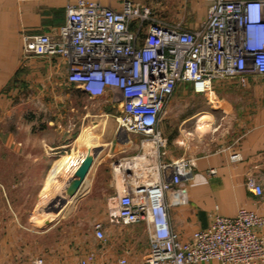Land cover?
<instances>
[{
	"label": "crops",
	"instance_id": "1",
	"mask_svg": "<svg viewBox=\"0 0 264 264\" xmlns=\"http://www.w3.org/2000/svg\"><path fill=\"white\" fill-rule=\"evenodd\" d=\"M76 1L0 0V264H30L38 255L51 263L73 264L87 250L95 249L92 226L91 233L84 236L78 219L70 225L73 232L66 239L50 235L59 231L60 224L34 221V210L52 169L65 155L76 152L92 156L85 176L88 187L78 197L76 217L90 215L94 209L98 218L92 224L96 220L103 223L107 242L99 252L100 262L123 255L128 264L143 263L148 250L144 223L130 225L144 231V245L136 248L137 234L130 232L129 226L106 220L107 199L117 191L158 181L164 177L161 165L180 157L195 162L190 178L181 184L185 201L170 210L171 224L183 238L207 226L216 214L232 216L246 208L264 215V201L245 186L250 176L264 185V99L250 96L217 99L215 103L168 99L165 113L172 112L167 117L170 123L164 124L163 114L158 123L166 139L164 148L142 142L141 135L124 133L115 119L118 102L108 95L89 98L67 82L63 58L25 57L22 53L23 34L55 33L65 22L67 3ZM88 1L121 10L124 0ZM132 1L150 5L164 22L194 28L205 20L212 0ZM250 78L243 87L234 82L229 87L231 80L214 82L212 87H236L241 94L255 97L262 87ZM187 92L181 86V93ZM84 95L88 99H83ZM88 104L97 107L87 109ZM88 116L94 132L85 124ZM84 128L94 136V142L79 139ZM209 168L215 169L213 175L207 174ZM104 175L107 181L103 184ZM100 184L105 188H100L99 207L95 208L94 194ZM192 264L220 263L212 259Z\"/></svg>",
	"mask_w": 264,
	"mask_h": 264
},
{
	"label": "built area",
	"instance_id": "2",
	"mask_svg": "<svg viewBox=\"0 0 264 264\" xmlns=\"http://www.w3.org/2000/svg\"><path fill=\"white\" fill-rule=\"evenodd\" d=\"M22 53L63 58L67 82L89 98L108 95L118 102L115 119L120 130L164 148L158 123L180 83L191 82L213 98L215 80L230 79L243 87L250 77L264 78V0H212L205 20L194 28L164 22L150 5L132 0H124L121 10L77 0L67 3L65 22L55 33L23 34ZM194 166L191 158L180 157L161 165L164 177L158 181L115 192L107 199L106 220L119 226L144 223L148 250L142 264L212 259L220 264H264V215L252 210L216 214L187 239L173 228L170 210L185 201L181 184ZM214 173V168L207 170L208 175ZM245 186L264 201V185L254 177H247ZM92 229L99 248L87 250L73 264H128L123 255L101 263L103 223L94 221ZM30 264L67 263H51L38 255Z\"/></svg>",
	"mask_w": 264,
	"mask_h": 264
},
{
	"label": "rangeland",
	"instance_id": "3",
	"mask_svg": "<svg viewBox=\"0 0 264 264\" xmlns=\"http://www.w3.org/2000/svg\"><path fill=\"white\" fill-rule=\"evenodd\" d=\"M156 1H158V0H156ZM161 1H165V0H161ZM228 80H230V79H218V80H215L214 82L215 83H222V81H228ZM250 80L255 81V84L260 86V88L262 87V92L257 94V96H255V97L253 96V94H251V95H249L247 93L241 94V91H238L239 89H237L236 87L231 88V89L230 88H220V89H215V90L212 87L213 98H215V99H250L249 97L251 96L252 98H255V99L256 98L264 99V90H263L264 78L251 77ZM231 81H232V83L229 85V87L232 85L234 86V84L236 86H238V84L234 80H231ZM233 82H234V84H233ZM189 83H190V85H189ZM180 84L181 85H178V87L175 89V92L177 91V89L179 91H177L176 93L174 92L169 97V99H213L211 96H209V94L199 92L198 90H196L194 87V84L191 82L185 81V82H182ZM181 86H184V90L188 91L186 94L181 93ZM212 86H213V84H212ZM236 90H237V92H235ZM192 94L199 95V97L194 98L192 96ZM239 97H241V98H239ZM83 99H88V98L84 95ZM109 99H111V98L109 97ZM185 102H187V101H185ZM94 106L97 107V105L91 106V104H88L87 109H90V107H92V109H94L95 108ZM185 106L186 105L184 103L183 106H181L182 107L181 109H184L183 107H185ZM165 110H166V108H165ZM165 110L163 113L164 124H166L167 121H168V123H170L169 118L171 117L170 114H172V112L170 110H169V113L166 114ZM167 117H169V118L167 119ZM90 118L91 117L88 116L85 119V124H87V126L88 125L91 126V129L94 132L95 125H93L91 123L92 121ZM171 120H172V118H171ZM172 121L174 122L175 119ZM207 125H208V122H206L204 126H207ZM166 128H170V125ZM175 128H177V125L175 126ZM79 139L86 141L87 144L89 142L91 143V141L94 142V136L91 135V133L89 132V130L87 128L83 129ZM76 154L78 155V157L84 156L83 153L78 154L77 152L74 154V156H76ZM71 156H73V155H65L61 159V161L52 169V172L50 173V175H52L50 187L46 191H43L44 188L42 189L43 198L40 200L39 205L34 210V221H35V223L43 224V225L44 224H47V225H49V224H60V226L58 228L59 231H55V232L50 233V235L53 238L55 237L57 239L58 238L66 239L73 232L70 225L73 224L74 219L79 220V226H81L80 230L84 231V233H83L84 236H88L89 233H91L89 231V229H91L92 220L98 218V216L96 215L97 212L96 211L94 212V209L92 210L91 213H89L90 215H83V216L76 217V214H78L79 208H80V202H79L78 197L87 189L89 181H88V177L85 181L80 180L79 184L73 189L72 194L68 195L65 187L67 185V180L72 176L74 168H71V169L69 168V170L64 169V163L67 160V158H69ZM89 168H90V166H89ZM89 168H88V171H89ZM64 171L66 172V174H68V175H65V177L62 176L63 174H65ZM55 175H56V177H55ZM102 177H103L102 183L103 182L105 183L107 181L106 175H104ZM103 184H100L98 186L99 190H97L94 194L96 196V199H94V203H93V206L95 208L99 207V201L100 200L97 198L100 196V188L101 189L105 188V185H103ZM44 185H45V183H44ZM44 185H43V187H44ZM66 200L69 201L68 204H65L64 201H66ZM15 203L18 204V201H15ZM0 204H1V201H0ZM128 229L130 232H134L137 234V236L135 238L136 248L144 245V243H143L144 242V231H143V229L137 230V229L132 228L131 226H129ZM145 234H147V232ZM92 242H93V247H95V249H98L99 248V241L94 238ZM105 242H107V237L105 238L104 243ZM147 245H148V239H147Z\"/></svg>",
	"mask_w": 264,
	"mask_h": 264
},
{
	"label": "water",
	"instance_id": "4",
	"mask_svg": "<svg viewBox=\"0 0 264 264\" xmlns=\"http://www.w3.org/2000/svg\"><path fill=\"white\" fill-rule=\"evenodd\" d=\"M91 162L92 156L89 152L86 153L78 162V164L73 170L72 176L67 180V185L65 189L68 195L72 194L73 189L79 184L84 174H86Z\"/></svg>",
	"mask_w": 264,
	"mask_h": 264
},
{
	"label": "bare ground",
	"instance_id": "5",
	"mask_svg": "<svg viewBox=\"0 0 264 264\" xmlns=\"http://www.w3.org/2000/svg\"><path fill=\"white\" fill-rule=\"evenodd\" d=\"M117 132V131H116ZM83 156V155H82ZM141 156V155H140ZM80 158H82L81 156H79L78 157V155H76V156H71V157H69V158H67V160L65 161V163H64V169H67V170H69V168L71 169V168H75L76 167V165L78 164V162L80 161ZM137 158V157H136ZM141 158V157H140ZM141 160V159H140ZM130 161V160H129ZM134 161H136V160H134ZM134 161H133V163H134ZM137 162H138V160H137ZM140 163V162H139ZM142 163V162H141ZM126 165H131V164H126ZM88 174V170H87V172H86V174H84V176L82 177V179L81 180H83V181H85L86 179H87V177H85L86 175ZM51 178H52V175L48 178V180H47V182L45 183V185H44V189H43V191H46L47 189H49V187H50V182H51ZM42 191V192H43ZM65 202V204H68L69 203V201H64ZM40 209V208H39Z\"/></svg>",
	"mask_w": 264,
	"mask_h": 264
}]
</instances>
